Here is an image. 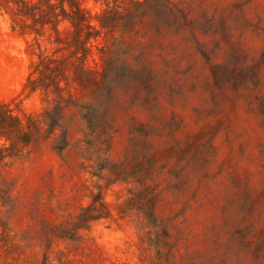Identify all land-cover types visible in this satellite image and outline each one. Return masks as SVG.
<instances>
[{"label": "rangeland", "instance_id": "obj_1", "mask_svg": "<svg viewBox=\"0 0 264 264\" xmlns=\"http://www.w3.org/2000/svg\"><path fill=\"white\" fill-rule=\"evenodd\" d=\"M50 1L59 13V0ZM72 1L99 30L90 41L107 51L108 91L97 86L99 48L71 55L67 18L41 21L35 8L21 33L2 8L0 104L23 120L41 112L45 91L29 93L28 76L50 83L48 98L57 93L50 77L78 103L106 97L109 158L128 167L132 137L147 125L154 156L147 182L156 185L167 234L119 217L132 185L104 180L109 216L73 227L98 189L77 147L85 123L70 106L63 152L45 140L0 161V264H264V0H168L171 11L157 0ZM39 55L65 58L62 72L35 70ZM8 144L0 136V147Z\"/></svg>", "mask_w": 264, "mask_h": 264}, {"label": "trees", "instance_id": "obj_2", "mask_svg": "<svg viewBox=\"0 0 264 264\" xmlns=\"http://www.w3.org/2000/svg\"><path fill=\"white\" fill-rule=\"evenodd\" d=\"M157 1L164 11H171L168 0ZM55 7L56 4L50 0H0V10L3 8L5 12L10 14L11 29L16 30V26H18L21 33L24 32L27 26L24 18L27 16L33 17L32 10L35 8L41 12V21L43 17L48 19L49 14L53 15L55 19L58 15L67 18L72 26L71 44L74 49L71 50V55L81 59L82 55L91 50V46L101 50L102 70H96V72L101 74L102 80L97 86L107 92L111 82L107 69L109 61L105 60L107 51L90 41V39L96 38L99 30L85 18L81 9L72 0L68 2L70 13L63 7V0H59V13L55 12ZM107 11L108 9H104L102 14L97 16L101 28L106 27L103 21L108 20ZM14 16H19L21 18L19 21H22V23L16 25L13 22L17 21ZM86 43L90 46H86ZM79 52H81V56L77 55ZM93 62L97 64L95 59H93ZM64 64H66L65 58L58 60L55 57L39 55V60L35 63V70L41 72L40 68L42 67L50 72H62ZM77 69L78 66H74V74L77 73ZM76 78L74 77V79ZM78 78H81V75ZM54 79V77H50L51 84H54L57 93L54 97L48 98L47 89L50 83H42L38 78L27 77L26 88L29 93H32L38 87L45 91L46 105L38 114H28L23 120L18 115L12 114L6 105L0 104V136L9 143L7 146L0 147V161L5 157L21 155L24 148L45 140H50L52 147L59 153L63 152L70 144L65 113L67 108L74 106L79 110L80 118L85 123L83 138L77 142L81 158L87 161L86 165L82 162L81 166L89 173L92 180L93 178L96 179L93 186L98 191L90 193L91 201L81 208L79 214L75 217L73 227L86 226L90 221L109 216L108 205L102 199L100 191L103 186L99 181L104 180L105 187L117 182L132 185L126 189L128 194L126 199L117 205L118 215L121 218H133L140 230L148 228L149 232L155 231L156 233L159 228H162V224L155 212L158 197L156 185L147 182L148 179L153 181L154 164V156L147 152L150 143L146 138L149 135L150 128L142 124L137 131L138 137H132L133 148L131 152L136 155L133 156V165L128 167L123 161L120 163L113 162L109 158L112 137L110 131L113 130V125L109 117L106 97H103L100 101H95L93 98L90 102L78 103L73 100L71 93H68L67 98L64 97L60 93L61 87L57 85ZM140 142L142 151L138 148ZM162 229L163 233L167 234L166 230ZM157 239L158 243L160 236H157ZM159 255L161 256V253Z\"/></svg>", "mask_w": 264, "mask_h": 264}]
</instances>
